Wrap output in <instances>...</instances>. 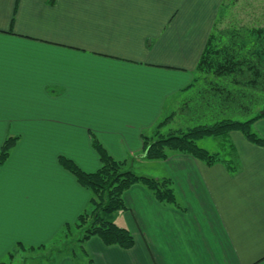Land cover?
Returning a JSON list of instances; mask_svg holds the SVG:
<instances>
[{
    "label": "crops",
    "instance_id": "0c3cea01",
    "mask_svg": "<svg viewBox=\"0 0 264 264\" xmlns=\"http://www.w3.org/2000/svg\"><path fill=\"white\" fill-rule=\"evenodd\" d=\"M223 2L0 0V149L19 138L0 168V262L52 246L89 211L91 192L59 158L98 171L96 138L136 173L169 179L177 204L136 184L112 218L131 249L93 237L54 264H264V145L231 132L235 174L179 152L145 159V137L189 104ZM254 131L264 139V119Z\"/></svg>",
    "mask_w": 264,
    "mask_h": 264
},
{
    "label": "trees",
    "instance_id": "16d2710c",
    "mask_svg": "<svg viewBox=\"0 0 264 264\" xmlns=\"http://www.w3.org/2000/svg\"><path fill=\"white\" fill-rule=\"evenodd\" d=\"M46 2L56 5L58 0ZM233 2L236 0H224L222 3L200 58L196 78L190 86L196 89V114L200 113L199 119L212 116L215 123L165 132L164 128L174 118L173 114L168 116L154 128L150 137H145L146 160H166L170 152H179L202 161L208 167L223 163L235 174L240 170V162L230 133L240 132L249 142L264 145V139L254 131V124L264 119V23L253 15L251 21L257 23L238 19L224 28V10ZM246 95L253 96L254 100L244 101ZM243 113L247 117L246 121H239L234 117ZM207 137L223 140V154L212 153L197 144ZM18 140V137H9L3 143L0 149V168ZM93 147L102 164L93 173L83 171L71 159L63 156L59 158L60 165L92 194L91 211L80 215L74 224L75 228L83 232L78 242L82 245L87 240L98 237L107 246L131 249L135 244L132 233L109 219L114 213L126 209L124 192L136 184H142L160 202L176 205L172 183L169 179H156L136 173L128 167V161L115 160L96 138L93 140ZM72 227L73 225H67L65 231ZM18 247L25 248L22 245Z\"/></svg>",
    "mask_w": 264,
    "mask_h": 264
},
{
    "label": "rangeland",
    "instance_id": "374dc122",
    "mask_svg": "<svg viewBox=\"0 0 264 264\" xmlns=\"http://www.w3.org/2000/svg\"><path fill=\"white\" fill-rule=\"evenodd\" d=\"M220 11L218 12V14ZM257 16L260 21L264 23V0H236V2L230 3V6L224 10V18L223 26L224 28L227 27L230 22H234L235 20H240L242 22H249L252 20V16ZM252 22V21H251ZM257 23V22H252ZM237 24V23H236ZM196 89L192 88L191 92L185 95V101L188 104L183 106L182 110H177V106H175V110L177 112V116L175 118V121L171 122L168 125V128L166 129V132L174 131V129H183L186 130L188 128L196 127V125H210L215 123L214 117L205 118L203 120L199 119V114L197 112L196 114ZM249 95V94H248ZM246 95L244 101L250 102L252 101L253 96ZM264 105V103H263ZM31 107V106H30ZM174 107V106H173ZM261 108V106H258ZM235 109V108H234ZM28 113L32 112V110H27ZM182 112V113H181ZM186 114L191 116V121H189L188 118H186ZM214 114V113H213ZM194 115V117L192 116ZM239 121H246L247 117H245V114H239L234 116ZM253 117V116H250ZM29 127V124L26 126ZM197 144L212 152V153H222L223 154V140L221 138H214V137H207L199 140ZM129 169V168H128ZM92 207H89V213L91 211ZM114 215L110 216L109 219L115 223ZM117 224V222H116ZM72 226V225H71ZM83 232L82 230L75 228L74 224L73 227L69 231H64V234L58 238V240L52 245L47 247L43 250H37V249H17L15 250L11 255H9L3 262H0V264H54L56 261L61 260V253H64L65 251H72L73 255L76 254L79 256L82 254V246L78 242L80 238L82 237ZM71 244L72 247L66 249L65 247L68 244ZM81 250V251H80ZM74 260H76L78 263L81 261V256L74 257Z\"/></svg>",
    "mask_w": 264,
    "mask_h": 264
}]
</instances>
